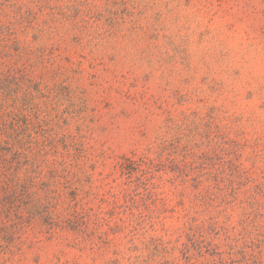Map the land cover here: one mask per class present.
<instances>
[{"label": "rangeland", "instance_id": "rangeland-1", "mask_svg": "<svg viewBox=\"0 0 264 264\" xmlns=\"http://www.w3.org/2000/svg\"><path fill=\"white\" fill-rule=\"evenodd\" d=\"M241 253L264 264V0H0V264Z\"/></svg>", "mask_w": 264, "mask_h": 264}, {"label": "trees", "instance_id": "trees-1", "mask_svg": "<svg viewBox=\"0 0 264 264\" xmlns=\"http://www.w3.org/2000/svg\"><path fill=\"white\" fill-rule=\"evenodd\" d=\"M13 155L17 157V153H14ZM257 258L258 256L256 255H252V254L247 255V254L241 253L240 258L230 257L227 260H220L219 263L220 264H263L261 261H258Z\"/></svg>", "mask_w": 264, "mask_h": 264}]
</instances>
